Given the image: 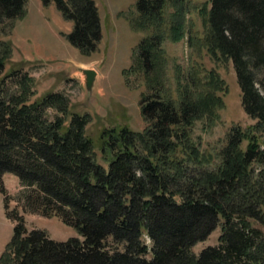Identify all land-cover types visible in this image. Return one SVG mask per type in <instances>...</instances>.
Instances as JSON below:
<instances>
[{
	"label": "trees",
	"instance_id": "obj_1",
	"mask_svg": "<svg viewBox=\"0 0 264 264\" xmlns=\"http://www.w3.org/2000/svg\"><path fill=\"white\" fill-rule=\"evenodd\" d=\"M41 1L54 3L73 23L66 35L71 45L88 54L98 49L103 25L95 0ZM187 2L137 1L132 24L152 33L140 41L124 73L128 82L139 75L146 81L141 110L148 126L143 132L127 125L103 129L107 168L96 161L86 133L90 114L73 112L68 124L64 117L50 119L49 107L66 113L62 93L27 104L21 96L6 98L0 81V194L15 222L5 264H264V0H211L199 38L213 56L232 60L243 108L256 120L247 129H230L214 168L204 166L210 160L199 155L188 130L202 103L178 104L162 90L165 9L168 3L175 7L172 36L179 40ZM26 3L0 0V36L24 16ZM11 45L0 39V74ZM218 75L212 71L209 83L223 89ZM203 97L222 104L214 92L203 91ZM6 173L24 188L17 196L24 210L59 217L82 239L58 241L42 229L29 230L18 207H11ZM218 226L219 243L196 254L193 247Z\"/></svg>",
	"mask_w": 264,
	"mask_h": 264
},
{
	"label": "rangeland",
	"instance_id": "obj_2",
	"mask_svg": "<svg viewBox=\"0 0 264 264\" xmlns=\"http://www.w3.org/2000/svg\"><path fill=\"white\" fill-rule=\"evenodd\" d=\"M95 1L102 20L103 37L98 49L88 54L70 44L66 35L72 30L73 23L62 17L54 3L45 6L41 0H27L24 16L16 19L13 28L8 26L0 36L2 41L12 43L0 81L4 79L2 88L6 98L21 96L27 104L49 92L62 93L68 102L66 113L56 106L49 107L46 112L50 119L64 117L68 124L73 112L90 114L86 133L92 139L96 161L107 168L108 157L101 150L103 129L127 125L136 132H143L148 126L141 110L142 95L148 92L146 81L139 75L128 82L124 70L131 67L138 44L152 30H137L132 24L137 16L138 0ZM204 6L206 8L201 11ZM210 7L211 0H188L184 10L185 34L175 40L171 25L175 7L172 3L167 4L162 26L166 64L161 81L165 80L164 93L178 104L182 99L202 103L198 114L191 118L188 130L199 155L210 160L204 166L214 168L219 163L218 154L227 145L230 129L233 126L247 129L256 120L243 108L242 91L232 60L221 54L218 58L213 56L199 40L207 30ZM15 69L18 70L15 75L6 77ZM83 69L98 71L91 91L86 88ZM212 71L224 81L223 89L216 83H209ZM203 91L214 92L222 104L209 103L203 97ZM199 158L202 160L201 156ZM4 180L13 197L11 207H18L29 230L42 229L58 241L71 237L82 239L75 227L59 217L24 210L17 200L24 189L19 178L6 173ZM14 227L15 222L6 214L4 196L0 194V262L4 264ZM220 235L221 226H218L208 238L193 247L194 252L199 254L204 248L217 245ZM144 239L151 245L147 235Z\"/></svg>",
	"mask_w": 264,
	"mask_h": 264
},
{
	"label": "water",
	"instance_id": "obj_3",
	"mask_svg": "<svg viewBox=\"0 0 264 264\" xmlns=\"http://www.w3.org/2000/svg\"><path fill=\"white\" fill-rule=\"evenodd\" d=\"M83 74L85 75L86 88L91 91L97 79L98 71L95 69H83Z\"/></svg>",
	"mask_w": 264,
	"mask_h": 264
}]
</instances>
